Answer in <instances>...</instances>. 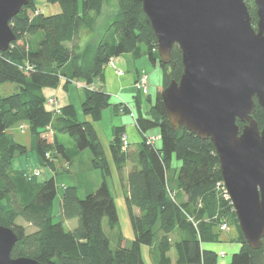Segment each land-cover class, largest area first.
I'll return each instance as SVG.
<instances>
[{"label":"trees","instance_id":"1","mask_svg":"<svg viewBox=\"0 0 264 264\" xmlns=\"http://www.w3.org/2000/svg\"><path fill=\"white\" fill-rule=\"evenodd\" d=\"M245 1L255 23L256 6L252 0ZM48 2L57 3L60 11L30 15L26 10L34 5L30 0L9 20L16 38L8 49L0 51V83L13 82L17 88L0 95V225L17 233L11 257L27 256L41 264H264V238L259 248H251L243 239L231 205L216 190V183L222 178L212 142L185 127L172 129L160 92L148 110L150 118L141 113L136 117V126L142 133L138 148L129 151L121 148V128L115 129L109 144L111 159L121 179L124 168L131 164L125 177L128 189L124 198L133 231L128 245L123 244L119 234L116 246L111 247L102 227L104 219L111 230L118 224L107 183L111 169L92 124L109 106L110 96L100 88H83L81 111L91 118L85 120L78 118L72 103L58 106V113L52 106L47 108L42 88L55 86L59 81L66 86L77 79L90 85L95 77H102V67L111 56L131 54L137 58L146 53L151 63H155L156 38L141 0ZM159 65L162 88L171 80H178L182 63L176 44L171 48L169 62ZM135 103L139 107L137 95ZM253 118L261 127L262 109L256 101ZM20 120L28 122L36 153L44 164L53 168V158L59 153L66 159L68 169L72 156L88 149L91 167L102 175L99 185L84 197L79 196L74 185L63 187L58 221H53L52 214L57 193L54 176L42 180L40 175L11 167L13 157L27 151L7 131ZM236 122L240 127L243 125L238 119ZM48 125L51 133L45 130ZM153 126L159 127L158 147L144 135ZM58 133L67 134L76 148L69 151ZM173 158L180 161L175 190L168 186L166 175ZM225 215L238 227L236 239L240 246L230 261L220 263L218 252L204 244L219 240L224 231L218 230L217 223ZM18 218L34 230L27 231L24 224L17 222ZM71 219H76V225L65 229L63 222ZM169 230H177L180 235L173 244L166 234ZM159 232L162 235L154 260L146 262L141 247L149 248ZM171 249L175 251L174 259L168 254Z\"/></svg>","mask_w":264,"mask_h":264},{"label":"water","instance_id":"2","mask_svg":"<svg viewBox=\"0 0 264 264\" xmlns=\"http://www.w3.org/2000/svg\"><path fill=\"white\" fill-rule=\"evenodd\" d=\"M256 27L245 0H141L156 38L159 62L176 44L182 71L160 91L171 128L209 138L244 241L264 238V0ZM30 0H0V51L16 35L9 20ZM255 101L261 127L253 118ZM237 119L243 122L240 127ZM17 233L0 225V264H41L11 257Z\"/></svg>","mask_w":264,"mask_h":264},{"label":"rangeland","instance_id":"3","mask_svg":"<svg viewBox=\"0 0 264 264\" xmlns=\"http://www.w3.org/2000/svg\"><path fill=\"white\" fill-rule=\"evenodd\" d=\"M32 1L34 2L33 7L26 9L30 15H36L39 13L48 15V14H52V13L60 11V7L57 3H50L48 2V0H32ZM251 23H252V20H251ZM252 25L256 27V22L252 23ZM157 57H158V54H157ZM140 62H142V64L140 65V69L144 70L145 74L147 73L146 74L147 90H148L146 93L147 95H145L144 93L140 91H137L134 86H129V88H127V91L123 93V95L126 94V96L128 97L132 111L134 112L136 117L138 116L139 113H141V115L144 117H150V115L148 114V110L150 106L154 104L157 92H160L162 89V71L160 69L158 58L156 59L155 63H151L146 53H143L140 57L136 58L133 62L129 63L128 64L129 70L133 69L132 65L134 63L138 64ZM143 65L145 67H143ZM147 65L150 67L155 66L156 72L158 74L156 78L155 77L152 78V81H150L149 70L146 68ZM75 81L78 83V79ZM76 82H70L69 84H67L68 88L66 90L64 88V84H65L64 81H59V83H57V85L55 86L43 87L42 92L46 96L47 99L55 98V100L57 101V106L66 104L68 103L67 100H70L76 109L77 116L79 118H84V114L81 111V107H80L81 101L83 99L84 90L80 86H77L75 84ZM16 90H17L16 85L13 82L6 81V82L0 83V95H6ZM134 94H139V97H138L139 107H137L135 100L132 97V95ZM113 96H115V94L110 95L109 97L110 105L107 106L105 109H103L102 118L98 121L100 142L102 143L104 150H105V154L107 158L109 159V161L111 162V166L113 168V174L111 177L107 178V182H108L109 189L112 193V196L114 198V203H115V207H116V211L118 215V224L115 229L111 230L110 228H108L106 219H104L102 223L103 231L105 235L109 238L111 247L116 246L115 239L118 237L119 234H121L122 236V241L124 245H128L133 238V231H132L131 224L129 221L128 212H127V208L125 205V198H124V195L126 194L124 181H125L126 174L129 171V168L127 165L129 164V167H130L131 164L128 163L126 165V167L124 168L123 179H121L118 176V173L116 171L114 164H112L113 162L111 161L112 159L110 158L111 155L109 153L108 146H107V140H106L108 136L107 134L108 128L110 124L112 123V118H113L111 117L110 113H108V112H112L111 109L113 108V105H112ZM46 107L52 108L48 104V102H46ZM116 114L129 116L132 125L134 124V118L131 116V114L128 111L126 113H116ZM20 125H23L24 129H21ZM100 128L102 130H100ZM135 130H136L135 131L136 133L134 132V136L136 135L138 137L136 138L137 140L135 139L136 140L135 141L133 139L132 141L134 142H131L130 146L128 142V146L134 149H129L128 147H126L124 149L126 151L137 149L139 145L138 143L142 139V133L139 131V129L137 128ZM151 130H155L156 132H159V127L153 126L147 129L144 135L149 134ZM7 131L12 134V136L17 142L27 147L26 153L16 154L13 157L11 161V167L13 169H19V170L26 171L29 174L31 173L32 175H33V172L37 168L39 171L42 172V175L40 177L42 179L47 178L49 176L48 174L50 173V170L52 171V167L50 165L44 164L41 161V159L38 157L36 150H35V146H34L35 139H34V136L31 134L28 122L26 120H20L18 122H15L7 129ZM58 138L66 146V148L69 151L70 149L76 148L74 142L67 134L58 133ZM148 138H151L153 141H155L157 137L151 136ZM155 143H157V140ZM159 144H161V141H159ZM65 160L66 159L59 153H56V156L53 158L52 165L53 167H55V172H56V175H54V180L57 186V193L53 200V205H52L53 221H58L61 219L59 194H61L64 186L71 185L72 181L75 179V178H72L73 177L72 174L75 171L77 163L84 170L82 173V177H79V181H82L83 179H86V181H91L92 184L94 185L93 188L91 189H94L101 180L100 170L98 169H92L90 171L86 170L90 162V152L88 151V149L78 151V153L72 156L71 166H69L71 167V169L69 171L68 169H66ZM179 165H180V161L173 158L171 162V166L170 168H168L166 172L168 186L172 187V189L174 190L176 189V178L178 175ZM79 173L80 172H78L77 174L78 176H79ZM85 188H86L85 184L80 185V188H79L80 197L85 196V192H84ZM217 192L219 191L217 190ZM223 217H225L226 221L228 222L229 229L221 233L219 240L217 242L204 244L205 247L215 250L217 252H219L220 250L224 251L225 253L224 256H218V260L220 263H226L230 261L232 254L236 252L240 246V243L236 239L239 234L236 223H234L233 221H228L229 218H226L227 215ZM17 222L24 224V226H26L27 231L29 232L34 230V228L31 225H28L27 223H25L21 218H18ZM75 225H76V219L65 220L63 222V226L65 229L73 228ZM166 234L171 244H173L175 240H178L180 238L179 232L177 230H173V231L169 230ZM161 235L162 233L159 232L155 236L153 244L149 248L147 245H143L141 247L142 257L146 262L152 263L150 262V260L152 259L154 260V252L156 250V245L158 244L159 238ZM168 254L171 256L172 259L175 258V251L173 249H171Z\"/></svg>","mask_w":264,"mask_h":264},{"label":"crops","instance_id":"4","mask_svg":"<svg viewBox=\"0 0 264 264\" xmlns=\"http://www.w3.org/2000/svg\"><path fill=\"white\" fill-rule=\"evenodd\" d=\"M142 50H144L143 47H142ZM135 59L136 58H133L131 54H123V55H119V56H115V57L111 56L109 58V60L102 67V77H100V76L95 77L93 79L92 84H90V85H87L85 83V81H83L81 79H78V83L77 82L75 83L77 86H80L81 88H94V89L100 88L101 90L107 92L109 94V96L112 95V94H115V96H113V101H112V105H113V108L111 109L112 112H108V113H110L111 117H113L112 118V123L110 124V126L108 128V133H107L109 138H108V136L106 138L108 150H109V144H110V142L112 141V139L114 137L115 129H117V128H121L122 133H125L127 135L129 146H130L131 142H134V141H132L133 139L135 140L136 138H138L136 135L134 136V132L136 131L135 129H137V127L135 125V122L132 125L129 116L116 114V113H126L127 111L128 112L132 111V108H131V105H130V101L128 100V97L126 96V94L123 95V93H125L127 91V88H129V86H133V83L136 80L138 75L144 74L146 76V74H147V73L145 74L144 70L140 69V65L142 64V62H140L138 64L134 63L132 65L133 69L129 70L128 64L133 62ZM143 67H145V66L143 65ZM116 68L121 69L123 71V73L122 74H118L115 71ZM146 68L149 70L150 81H152V78H154V77L156 78V76L158 75L157 72H156L155 66L150 67V66L147 65ZM64 88L67 90L68 86L66 85V86H64ZM140 92H142L145 95H147L146 94L147 92H143V91H140ZM136 95L139 97V94L132 95L134 100H135V96ZM83 97H84V95H83ZM67 102L68 103H72L70 100H67ZM114 105H116V106L114 107ZM102 113H103V110L101 112V118H102ZM146 118H150V117H146ZM79 119L91 120L90 116H88V115H84V118H79ZM99 120L92 121V124H93L94 129L96 130L97 135H98L99 140H100L99 124H98ZM100 130H102V129L100 128ZM145 136H147V137H151V136L157 137L155 139V141H153V143H154V145L156 147L160 146V144H159V141H160L159 132H156L155 130H151V132H149V134H147ZM156 140H157V143H155ZM129 146H128L129 149H134V148H130ZM109 153H110V151H109ZM110 158H111V156H110ZM108 161H109V159H108ZM109 165H110V169H111V174L108 177H111L112 174H113V168L111 166V162L110 161H109ZM70 166H71V163H70ZM127 166L130 169L129 164ZM70 169H71V167L68 168V171ZM92 169L93 168L91 167V164L89 162L86 170L90 171ZM36 170H38V169L36 168ZM83 171L84 170L77 163L75 171L72 174L73 175L72 178H75V179L72 181L71 185L76 186L77 189H78V192H79L80 185L85 184L86 188L84 189V192L86 194V193H88L90 191H93L99 184L94 189H91L94 186L91 181H86V179H83L82 181H79V177H82ZM78 172H80L79 176L77 175ZM41 175H42V172L40 171V176ZM48 175H49L48 177L56 175L55 167L52 168V171L50 170V173ZM76 176H77V178H76ZM100 178L102 180L101 173H100ZM40 179H42V178L40 177ZM101 180H100V182H101ZM124 183H125V193H127L128 186H127L126 178H125ZM170 188H172V187H170ZM61 194H62V192H61ZM61 194H59V204H60ZM134 211L137 213L138 209L135 208Z\"/></svg>","mask_w":264,"mask_h":264},{"label":"built area","instance_id":"5","mask_svg":"<svg viewBox=\"0 0 264 264\" xmlns=\"http://www.w3.org/2000/svg\"><path fill=\"white\" fill-rule=\"evenodd\" d=\"M113 65H114V64H113ZM115 71H116L118 74H122V73H123V71H122L121 69H118V68H116ZM133 86L135 87V89H136L137 91L147 92V78H146V76H145L144 74L138 75L137 78H136V80H135L134 83H133ZM46 102H48V104H49L50 106H52V107L55 109L56 113L59 112V109H58V106H57V101L55 100V98H48ZM129 113H130L131 116L134 118V122H135V120H136V116H135L134 112H133V111H130ZM135 125H136V123H135ZM20 128H21V129H24V126H23V125H20ZM45 130H46V131H49L50 133L52 132V129H51V127H50L49 125L46 126ZM148 142H153V140H152L151 138H148ZM126 147H128V139H127V135H126L125 133H122V134H121V148L124 150ZM33 175H34V176H39V175H40V171H39V170H35V171L33 172ZM216 189H217L219 192H221V194L223 195V197H224V198L228 201V203L231 205V207H232L231 209L234 210V209H233V206H232V204H231V201H230V199H229V195H228V193H227V191H226V188H225L224 183H223L222 180H221V181H218V182L216 183ZM167 190H168V192L170 193V195L173 194V192H171L169 189H167ZM217 227H218V230H219V231H227V230L229 229V224H228V222L226 221V219H222V220L218 221V223H217ZM224 254H225V253H224L223 250H221V251L218 252V255H219V256H224Z\"/></svg>","mask_w":264,"mask_h":264}]
</instances>
